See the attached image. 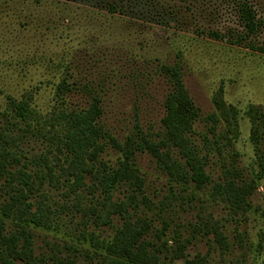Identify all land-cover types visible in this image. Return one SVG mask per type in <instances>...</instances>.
<instances>
[{
	"label": "rangeland",
	"instance_id": "obj_1",
	"mask_svg": "<svg viewBox=\"0 0 264 264\" xmlns=\"http://www.w3.org/2000/svg\"><path fill=\"white\" fill-rule=\"evenodd\" d=\"M109 4L121 7L123 13L110 14ZM240 5L253 10L262 28L241 45H232L229 41L244 31ZM4 12L0 59L17 60L19 65L0 64L1 84L12 83L10 87L21 91L29 81L42 82L33 119L27 125L17 124L16 146L10 147L16 154L13 169L25 168L34 175L36 195L43 194L50 207L52 228L35 231L33 238L34 254L42 264H97L91 250L85 251L89 234L107 239L125 216L113 214L112 227L96 228L88 208L100 209L97 202L102 195L90 177L85 181L89 187L79 189L85 196L83 204L75 206L76 192L68 186L72 178L67 183L60 171L63 158L54 142L40 134L43 120L52 112L87 108L97 96L104 109L103 122L119 145L129 136H144L165 159L162 118L172 85L161 67H177L199 114L187 135L199 155L207 157L212 181L221 179V156L227 162L236 160L243 173L252 167L259 170L264 161V55L246 47H256L264 38V0H40L39 4L19 0L14 12ZM60 73L69 91L55 90ZM222 109L228 111L229 122ZM7 119L0 117V129L13 121ZM136 131L142 135H131ZM233 151L239 156L232 160ZM100 156L116 166L121 152L108 144ZM134 162L143 180L141 188L127 183L113 197L127 203L128 196L136 193V203L128 209L131 219L148 218L156 230L165 226L168 239L178 235L191 259L199 255L206 256L208 264H233L243 252L248 264H264V248H259L260 243L264 247V180L249 197L245 216L235 222L225 203L212 200L210 186L197 190L194 184H183L147 150L135 152ZM200 222L208 227L220 224L230 252L221 256L218 246L211 251L212 236L204 237L194 227ZM170 247H175L174 242Z\"/></svg>",
	"mask_w": 264,
	"mask_h": 264
},
{
	"label": "trees",
	"instance_id": "obj_2",
	"mask_svg": "<svg viewBox=\"0 0 264 264\" xmlns=\"http://www.w3.org/2000/svg\"><path fill=\"white\" fill-rule=\"evenodd\" d=\"M35 3L39 4L40 0H35ZM52 4L57 7L63 6L61 3L52 2ZM18 5L19 0H0V15H4L1 18L2 22L7 14L4 11L14 12ZM107 11L110 14L123 13L122 8L114 4H109ZM238 13L244 31L243 35L235 38V41H229L232 45H241L252 35H257L262 28V23L256 19L250 7L240 5ZM230 38H233L232 34L229 35ZM246 48L264 55V38L258 46L248 45ZM0 64L17 67L19 61L0 59ZM161 71L170 78L172 85V91L164 101L165 115L162 118L164 134L161 144L167 151L165 159L159 153V147L150 143L144 136H129L123 146L119 145L103 122L104 109L102 101L97 96L92 97L87 108L52 112L41 125L40 134L54 142L56 153L63 158L65 166H61V160H58L63 177L67 183L68 178H72L68 186L72 192H76L75 206L80 208L83 204L85 196L79 189L89 187L85 181L90 177L93 180L92 185L101 188L102 195L101 200L97 202L100 209L92 208L91 205L88 208L94 214V224L98 226L96 228L112 227L113 214L125 215L122 225L114 230L111 237L103 239L94 232L89 234L87 240L89 247L85 248V251L91 250L97 264H176L177 260H181L182 264H208L206 256L196 255L192 259L189 258L185 254L186 246L178 235L175 234L170 240L168 239L165 226L161 230H156L153 229V222L148 218L131 219L128 209L132 202L136 203L135 192L128 196L127 203L113 200L114 193L120 186L128 183L130 186L137 185L140 189L143 184L135 166V152L147 150L158 161L164 162L169 174L178 177L183 184H194L197 190L210 186L212 200L225 203L228 215L235 222L239 217L245 216V212L249 209V197L264 180V161L258 171L252 167L248 173H243L236 160L227 162L226 157L221 156V179L217 182L212 181L206 171L207 157L199 155V150L187 135L192 131L193 124L199 117L198 109L184 89L179 69L163 66ZM60 77L62 79L54 87L55 90L58 93L63 90L69 91L70 88L65 84L66 78L62 73ZM40 84H42L40 81L37 85L29 81L28 85L18 91V88L10 87L12 83L7 85L0 82L2 104L0 117L7 119L10 116L13 119L8 126L0 129V176L3 181L0 182L2 198L0 200V264H42L34 254L33 238L35 231H48L52 228L50 207L44 203L46 201L43 194L36 195L34 175L25 168L13 169L11 165L12 160L16 159V154L10 149L16 146L14 128L19 122L27 125L33 119L35 95L37 96L41 90ZM215 103L220 107L218 99ZM222 111L223 117L228 120V111L225 109ZM231 111L236 116L233 108ZM257 129L258 126L254 123V134ZM254 134L251 140L255 145L257 136ZM131 135L142 134L136 131V134ZM108 144L121 152L116 166L101 159L100 155ZM238 156L235 151L231 154L232 160ZM200 223L194 227H197L198 232L201 231L204 237L212 236L211 242L208 239L211 251L218 246L221 256L230 252L220 224L213 222L208 227L207 223ZM237 236L241 243V235L237 233ZM172 242L175 244L174 248L170 247ZM259 248H264L261 243ZM233 264H248L245 253L242 252L241 258L237 257Z\"/></svg>",
	"mask_w": 264,
	"mask_h": 264
}]
</instances>
